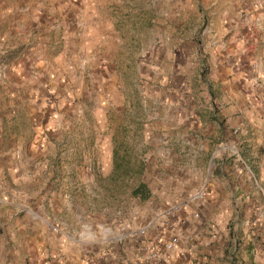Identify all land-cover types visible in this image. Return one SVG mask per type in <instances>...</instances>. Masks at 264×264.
<instances>
[{
	"label": "rangeland",
	"instance_id": "374dc122",
	"mask_svg": "<svg viewBox=\"0 0 264 264\" xmlns=\"http://www.w3.org/2000/svg\"><path fill=\"white\" fill-rule=\"evenodd\" d=\"M263 139L264 0H0V264H254Z\"/></svg>",
	"mask_w": 264,
	"mask_h": 264
},
{
	"label": "crops",
	"instance_id": "0c3cea01",
	"mask_svg": "<svg viewBox=\"0 0 264 264\" xmlns=\"http://www.w3.org/2000/svg\"><path fill=\"white\" fill-rule=\"evenodd\" d=\"M257 132H259V129H257ZM262 141L264 142V139ZM233 188H234V184H233ZM235 190H237L236 186H235ZM158 224H161L163 226L166 225L163 222L159 223L157 221H154V219H153L152 221L149 222L148 227H150L152 229L153 228L156 229L158 227ZM201 225L202 224H199L198 228L195 227L193 224L186 225V223H181V224L175 223L172 225L173 228H172V231H170L171 235L169 238L175 237L177 239V247L174 250L172 256L178 264H207V259L205 258V256H207V254L201 252V249H199V248H201L202 245H206L208 243L199 241V237H197L198 232H200V230H201V227H200ZM163 226L158 227V228L161 229V228H163ZM245 239L246 240L242 246L248 245V247L246 249H243V251H245V253L248 254L247 255L248 258L253 256V263L254 264H264V255L263 254L262 255L258 254V251H256L257 255H253L250 252V249L252 251V248L255 247L254 241L252 239H250L248 236L245 237ZM258 243H259V241L257 242V244ZM152 244L153 243H150L149 245H152ZM137 250H138V253H136L135 257L137 258L136 260L140 261L141 257H142L140 251H142V250L140 248H138ZM145 259H147V258H145ZM147 263H150V262L147 261ZM249 263H251V261H249Z\"/></svg>",
	"mask_w": 264,
	"mask_h": 264
},
{
	"label": "built area",
	"instance_id": "2783aa9c",
	"mask_svg": "<svg viewBox=\"0 0 264 264\" xmlns=\"http://www.w3.org/2000/svg\"><path fill=\"white\" fill-rule=\"evenodd\" d=\"M202 197V193H196L189 196V200L192 202L199 201ZM140 235H144L145 229H140L137 232ZM177 247V239L175 237L169 238L159 244V246H152L148 251V259L152 264H178L172 254Z\"/></svg>",
	"mask_w": 264,
	"mask_h": 264
},
{
	"label": "trees",
	"instance_id": "16d2710c",
	"mask_svg": "<svg viewBox=\"0 0 264 264\" xmlns=\"http://www.w3.org/2000/svg\"><path fill=\"white\" fill-rule=\"evenodd\" d=\"M132 195L135 197H140V198L146 197L145 192H144V186L141 184L136 186L134 190L132 191Z\"/></svg>",
	"mask_w": 264,
	"mask_h": 264
}]
</instances>
